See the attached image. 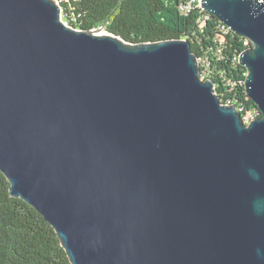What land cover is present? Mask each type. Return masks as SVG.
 I'll return each instance as SVG.
<instances>
[{
    "label": "water",
    "instance_id": "1",
    "mask_svg": "<svg viewBox=\"0 0 264 264\" xmlns=\"http://www.w3.org/2000/svg\"><path fill=\"white\" fill-rule=\"evenodd\" d=\"M249 43L259 117L222 104L184 39L74 29L0 0V172L70 264H264V3L204 0Z\"/></svg>",
    "mask_w": 264,
    "mask_h": 264
},
{
    "label": "trees",
    "instance_id": "2",
    "mask_svg": "<svg viewBox=\"0 0 264 264\" xmlns=\"http://www.w3.org/2000/svg\"><path fill=\"white\" fill-rule=\"evenodd\" d=\"M57 1L63 21L77 30L103 27L133 44L188 41L201 62L199 78L213 80L221 103L234 104L250 120L259 117L245 93L247 72L238 63L249 43L191 0ZM0 264H70L50 224L34 208L9 195V184L1 172Z\"/></svg>",
    "mask_w": 264,
    "mask_h": 264
},
{
    "label": "rangeland",
    "instance_id": "3",
    "mask_svg": "<svg viewBox=\"0 0 264 264\" xmlns=\"http://www.w3.org/2000/svg\"><path fill=\"white\" fill-rule=\"evenodd\" d=\"M56 2H58L57 0H55ZM203 2H204V0L202 1V4H203ZM59 3V2H58ZM202 4L201 5H199V9H200V11H202L204 14L206 13L207 14V12H205L204 10H203V8H202ZM205 18V17H204ZM205 63V62H204ZM253 114V113H252ZM247 118V119H246ZM242 120H243V122L247 125L248 124V122L250 121V119H249V117L248 116H244V117H242Z\"/></svg>",
    "mask_w": 264,
    "mask_h": 264
},
{
    "label": "bare ground",
    "instance_id": "4",
    "mask_svg": "<svg viewBox=\"0 0 264 264\" xmlns=\"http://www.w3.org/2000/svg\"><path fill=\"white\" fill-rule=\"evenodd\" d=\"M259 1H261V2L264 3V0H259ZM223 25H224V24H223ZM224 26H225V25H224ZM225 27H226V26H225ZM226 28H227V27H226ZM227 29H228V28H227ZM96 32L99 33V34H104L106 31H104V29H101V30H97ZM252 119H253V118H252ZM252 119H251V120H252ZM251 120H250V121H251ZM248 123H249V122H248Z\"/></svg>",
    "mask_w": 264,
    "mask_h": 264
},
{
    "label": "built area",
    "instance_id": "5",
    "mask_svg": "<svg viewBox=\"0 0 264 264\" xmlns=\"http://www.w3.org/2000/svg\"><path fill=\"white\" fill-rule=\"evenodd\" d=\"M203 0H191V3L201 5ZM222 29V28H221ZM201 64V62H200Z\"/></svg>",
    "mask_w": 264,
    "mask_h": 264
}]
</instances>
